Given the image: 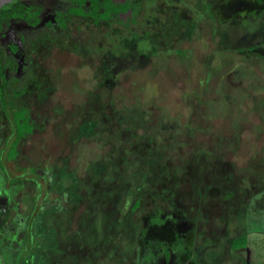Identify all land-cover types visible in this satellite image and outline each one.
<instances>
[{"label":"rangeland","instance_id":"374dc122","mask_svg":"<svg viewBox=\"0 0 264 264\" xmlns=\"http://www.w3.org/2000/svg\"><path fill=\"white\" fill-rule=\"evenodd\" d=\"M111 1L1 26L0 264H264V0Z\"/></svg>","mask_w":264,"mask_h":264},{"label":"trees","instance_id":"16d2710c","mask_svg":"<svg viewBox=\"0 0 264 264\" xmlns=\"http://www.w3.org/2000/svg\"><path fill=\"white\" fill-rule=\"evenodd\" d=\"M92 2L94 4L93 11L86 12L83 9H81L80 7H78V8H76L77 11L67 12V15H63L61 13L62 15L60 14L61 17H59V19L63 18V21L61 22V24L64 26V28L68 27V21L72 17H83L84 18L87 16H91L92 18L95 19L96 23L110 22L112 20L113 16H117L120 13H122V12L125 13L129 10V4H127V3L124 5H121V6H117L111 0H103V2L100 0H92ZM8 4H11L10 8L4 9V7ZM102 5H104V6H102ZM102 7H107L108 11H100V8H102ZM39 15H40V11H36L34 9V7H27L26 5L21 3V0H12L11 2H7L0 7V29H1V26L4 23H6L9 19H16V20L22 19V20L30 23L31 25L36 26L39 23V18H38ZM32 17H34V20H31ZM58 22H60V21H58ZM126 24H128V23L126 22ZM252 48H255V47H252ZM8 88H9V86H8V83L6 80L4 68H3V65L0 61V99H1L2 108L4 109V112L6 114L8 112H11V116H10L9 120H11V122H12V129L15 127L19 131L18 125L20 123H22V122L28 123L31 121L30 120L31 119L30 113H29V111H27L26 113L23 112L24 114L23 113L20 114L21 113L20 110L14 109L12 100L18 98L20 96V93H18V91H12V90L8 91ZM17 111H20V112H17ZM31 131L32 132L27 133V134L25 133V131H22V132L19 131L18 134L15 131L17 134L15 145L19 146L21 141L27 135H30L33 133L34 129L32 128ZM41 174H43V173L41 172ZM54 178H55V176L53 178H50L51 179L50 180V184H51L50 189H53L54 186L56 185V179H54ZM72 193H73V191L71 190V191L63 194L65 196V200H66L65 205H62V202L59 199L53 200L52 208H50V209H52V212H55L57 210L68 211L69 210L68 203L70 201V195ZM141 205H142V203L139 201L135 204L134 208L135 209H141L142 208ZM152 214L155 216L154 213H152ZM145 215H146V213L144 212V218L146 217ZM157 216L158 215H156V217ZM143 222H144V220H143ZM148 224H150L152 226L153 222H149L148 220H145L144 231H145V228L147 227ZM45 233H46V231L44 232V229H43L38 234H40L41 237H44L43 234H45ZM42 239L43 238H41V240ZM237 241H241V243L236 244ZM248 241H249L248 236H246V235H242V236L233 238L231 243H230L231 251L236 252L240 249L247 248ZM39 243H40L39 245L41 246V251H43V249H44L43 240L40 241ZM56 252H54V253H56ZM22 264H27V262H23Z\"/></svg>","mask_w":264,"mask_h":264},{"label":"flooded vegetation","instance_id":"af4514ba","mask_svg":"<svg viewBox=\"0 0 264 264\" xmlns=\"http://www.w3.org/2000/svg\"><path fill=\"white\" fill-rule=\"evenodd\" d=\"M59 16H60V14L57 16V20H58V18H59ZM19 20H21V19H19ZM58 21H60L61 22V19H59ZM26 22V21H25ZM28 23V22H27ZM30 24V23H29ZM59 23H57V25H58ZM31 25V24H30ZM34 26V25H33ZM8 83V86H9V82H7ZM8 91H11V89L10 88H8ZM12 91H17V90H12ZM24 91V90H23ZM24 94V93H23ZM20 97V96H19ZM18 97V98H19ZM0 105H1V108H2V104H1V100H0ZM4 110V109H3ZM9 119V118H8ZM11 132H12V130H11ZM31 135V134H30ZM28 136V135H27ZM26 136V137H27ZM1 223V222H0Z\"/></svg>","mask_w":264,"mask_h":264},{"label":"water","instance_id":"95a60500","mask_svg":"<svg viewBox=\"0 0 264 264\" xmlns=\"http://www.w3.org/2000/svg\"><path fill=\"white\" fill-rule=\"evenodd\" d=\"M12 0H0V7L7 2H11Z\"/></svg>","mask_w":264,"mask_h":264},{"label":"crops","instance_id":"0c3cea01","mask_svg":"<svg viewBox=\"0 0 264 264\" xmlns=\"http://www.w3.org/2000/svg\"><path fill=\"white\" fill-rule=\"evenodd\" d=\"M249 240V239H248Z\"/></svg>","mask_w":264,"mask_h":264}]
</instances>
